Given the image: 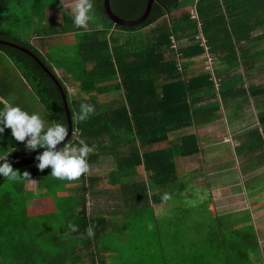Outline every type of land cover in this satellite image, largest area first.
I'll use <instances>...</instances> for the list:
<instances>
[{
  "label": "trees",
  "instance_id": "trees-1",
  "mask_svg": "<svg viewBox=\"0 0 264 264\" xmlns=\"http://www.w3.org/2000/svg\"><path fill=\"white\" fill-rule=\"evenodd\" d=\"M10 2L0 0V40L30 50L57 77L66 94L73 123V135L67 142L79 144L83 140L93 147L97 153L88 154V163L101 153H111L115 157L117 172L112 175L110 184L121 188L124 179L133 178L142 164L146 172H153V178L158 182L170 179L171 175L166 170L170 165L169 170L172 169L173 174L170 163L173 156L167 148L149 151L146 148L165 142L168 133L190 126L203 112L194 109L201 97L194 99L192 95L214 87L210 75L203 70L186 75L190 61L203 53L194 39L197 21L191 17L189 10L182 11L178 16L171 15L169 19L166 15L193 4L211 53L228 67L237 66L239 60L245 63L241 44L250 41L251 34L258 27L264 29V0H155L146 20L134 27L115 26L104 11L103 0H92V18L83 27L73 23V13L68 9L50 11L53 31L39 16L47 9L32 0L31 8L40 18L37 22L40 30H35L38 31L37 38L81 33L69 70V75L79 86L77 96L72 98L54 68L34 46L32 39L35 33L32 37V33L29 37L25 35L27 38L17 34L15 23L9 20ZM146 3L147 0H110V8L120 18L132 20L144 12ZM56 11H60L61 15H55ZM86 26L89 28L86 29ZM128 33L136 35L127 36ZM183 38L187 40V45L176 47L175 41ZM0 52L15 64L32 86L51 122H60L67 127L61 93L44 70L16 48L0 45ZM113 91H121L125 101L123 105L112 110L97 105L86 120L78 119L80 104H87L85 96L88 98L94 93L101 97ZM178 143V156L198 153L195 136H183ZM14 149L9 156L18 152H33L26 148V144ZM35 157L19 156L9 163L14 170L30 168V177L36 179L38 188L33 198L50 199L54 209L52 213L38 214L31 205L26 206L29 195L20 202L18 196L13 195L14 189L0 198V264H117L121 255L136 254L132 236L121 234L114 238L128 247H112L116 244L114 240L107 244L111 229L120 225L91 211L88 196L98 178L90 170L79 177V185L67 196L58 197L60 189L50 182L55 177L52 179L49 176L47 167L43 169L44 173L40 172ZM6 180L0 177V183ZM22 182L27 180L18 181L19 184ZM143 186L135 182L126 186L129 190L125 194L128 196L122 200L126 217L139 219L154 215V208ZM69 224L75 225L76 230L72 231ZM89 228L93 230L91 236L86 231ZM237 233L235 238L229 239L233 238L237 246L257 245L256 237L249 231ZM202 242L205 247L213 248L229 244L228 240H219L215 235L204 237ZM168 245L176 244L162 242L159 257L154 254L147 256L157 257L161 262L164 260L163 264H187L191 253L181 256L180 250H176L172 252V257H168ZM199 256L201 263L203 258L201 254ZM160 261L159 264H162ZM133 264L143 263L137 260Z\"/></svg>",
  "mask_w": 264,
  "mask_h": 264
},
{
  "label": "crops",
  "instance_id": "crops-1",
  "mask_svg": "<svg viewBox=\"0 0 264 264\" xmlns=\"http://www.w3.org/2000/svg\"><path fill=\"white\" fill-rule=\"evenodd\" d=\"M60 1V10L68 9L73 13L75 0L71 3L68 0ZM193 6L192 4L169 13L166 18L169 19L171 15L178 16L185 10L190 11ZM50 13L48 10L45 11L50 25H53L50 21ZM88 28L86 26V29ZM37 34H34L36 36L32 42L35 44V41L39 40L37 45L43 52H46L45 47L58 44L59 40L71 44L72 50L68 53L72 56L62 60L58 67L60 71L55 73L62 79L69 95L75 98L79 86L69 75V70L72 68L71 61L75 58L73 52L76 53L75 49L79 44L78 38L81 33L40 35V38H37ZM262 37H264V29L258 27L251 34V40L241 44L245 63L239 60L237 66L228 67L215 56L216 79L215 83L212 81L213 89L192 95L194 99L201 97L194 109L203 112L199 113L190 126L168 133L165 142L146 148L148 151L167 148L173 156L170 160L173 174L172 169L169 170L170 165L166 170L171 175L170 179L158 182L153 178V172H146L142 164L136 169L133 178H125L124 181L121 179L124 184L121 188L110 184L112 175L117 172L115 157L111 153H101L89 162V170L98 178L97 184L90 189L88 196L91 211L100 213L106 218L116 214L124 218L126 211L122 200L128 196L125 192L129 190L126 186L132 182L140 183L145 185L144 190L146 189L147 198L154 208L156 217L163 218L167 213L174 214L173 210L181 205L179 202L187 200L189 205L198 207L205 216L206 221L204 219L203 225L206 230L205 238L215 235L219 240H228V245L215 248L204 246L203 249L196 250L192 247L189 253L193 257L196 255V264H264V38ZM186 45L185 38L175 41L176 47ZM5 63L8 64L7 70L1 68ZM202 70L204 71L200 55L190 61L186 75L198 74ZM85 99L87 104L93 105L94 108L98 105L107 110L118 108L125 102L121 91H113L101 97L92 93L88 98L85 96ZM3 101L18 104L27 111L34 107L36 102L39 103L32 86L15 64L0 52V107H3ZM39 109L38 112L51 122L41 106ZM188 135L196 137L198 153L187 157L178 156V141ZM4 143L7 144L4 150H7L9 147L16 148L26 144V141H16L11 136L10 129L6 128L0 135V144ZM92 152L97 153L94 149ZM153 165L156 166V163L154 162ZM47 171L50 174V167H47ZM33 181L36 182V179ZM79 183V178L71 181L59 179V185L62 186L58 188L60 191L57 192V196H67ZM165 193L170 197L167 200L162 199ZM141 199L143 203L144 198ZM180 214L183 213L179 212L178 215ZM191 229L192 227L189 229L190 237ZM242 230L253 234L257 245L237 246L232 239ZM231 237L233 238L229 240ZM199 254L203 258L201 263Z\"/></svg>",
  "mask_w": 264,
  "mask_h": 264
},
{
  "label": "rangeland",
  "instance_id": "rangeland-1",
  "mask_svg": "<svg viewBox=\"0 0 264 264\" xmlns=\"http://www.w3.org/2000/svg\"><path fill=\"white\" fill-rule=\"evenodd\" d=\"M31 1L32 0H11L10 2L9 20H11L12 24L15 23L17 34H19L23 38L29 37V33H32L30 35L32 37L33 33H38V31L35 32V30H40V27L37 25L39 24L37 22L40 18L38 17L36 10L34 8H31ZM36 1H38V6L44 8V10L47 9L48 11L59 10L61 7L60 0ZM68 2L71 3L72 0H68ZM55 15H59V12L56 11ZM39 16L42 17V21L44 23L47 22L45 24L49 25L51 30L54 28L53 25H50V22L48 23V17L46 14H42ZM40 33L44 34L43 31H40ZM131 35L135 36L136 34L128 33L127 36ZM35 42L36 43L34 44V46L42 53L44 59L57 72L60 71L58 69L59 63L62 60H67L68 58H70V56H72L70 53H68L69 50H72L71 44L63 43L61 40L57 41L58 44L51 45L49 48L48 46L45 47L44 50L46 52H43L41 49H39L37 45L38 41ZM73 54L75 55L74 52ZM7 66L8 64L5 63V65L1 68L3 70H7ZM8 71H10L9 68ZM40 106L41 105L36 102L34 104V107H31L29 111L38 112ZM6 145V143L2 144L0 146V150H4ZM25 171L30 173V168L27 167L20 169L19 174H22ZM42 172L44 173L43 170ZM30 179L33 181L32 177H30ZM32 181H27L26 183L22 182V184H19L18 181L6 180L5 182L0 183V198L6 193H9L10 189H14L15 192L13 193V195L18 196V200L20 202L24 201V196H26L27 198V194L29 195V197L26 199V206H28V204L31 205L33 208H35L38 214L44 215L52 213L51 211L54 209V207L50 199H39L36 197L33 198V193H37L38 188L36 186V182ZM52 185H54V187L58 186V188L62 186L59 185V179L57 178H54V182L52 183ZM179 203L181 205H179L177 209L173 210L174 214L167 213L163 218H158L155 215H152L139 219H132L130 216H125L124 219L121 218L122 216H120V214L109 215L110 217H107V219H115V222L119 223L118 225L120 226H114L116 229H111L112 232H110L111 235L107 241V244L109 245L112 240H114L116 244L112 247H128L127 245H122L121 243H119V241L117 242V240L114 239L117 237V235L124 234V236H132L134 238L133 243L137 248L136 254L121 255V258L119 257V262L117 264H133L137 260H140L143 264H159L160 259L158 261L157 257H148L147 255L154 254L159 257V255L162 253L160 246L162 242H174L176 244L175 246L168 245L169 248L166 252L168 257H172V252L174 253V251L176 250H180L179 253L181 256H183L188 254L192 250V247L196 250L203 249L204 244L202 242V239L204 238V236H206V230H204L203 228L205 219L204 214L202 213V211L198 210V207L194 208L195 206L193 207L192 205H189L187 200L180 201ZM120 209H122V207H120ZM197 210L198 212H196ZM179 212L185 213L186 216L182 214L178 215ZM190 227H192L191 237L189 236ZM195 258L196 255L193 257V255L191 254L187 261V264H196L197 260ZM163 262L164 260H162V262L160 261V263L162 264Z\"/></svg>",
  "mask_w": 264,
  "mask_h": 264
},
{
  "label": "clouds",
  "instance_id": "clouds-1",
  "mask_svg": "<svg viewBox=\"0 0 264 264\" xmlns=\"http://www.w3.org/2000/svg\"><path fill=\"white\" fill-rule=\"evenodd\" d=\"M92 6V0H75L72 11L73 23L76 26L83 27L90 21ZM94 110L91 104H80L78 119L86 120ZM6 128L10 129L11 136L16 141H26V148L29 151L43 149L35 157L38 161L36 167L40 170L50 167L52 177L71 181L89 171L87 157L93 151V147L83 140L79 141V144L66 142L69 130L63 123L49 122L39 112H30L18 104L3 101V107H0V135ZM61 142L64 143L61 145ZM57 145L61 146L58 148ZM12 151L15 149L11 147L0 150V177L9 181H32L29 172L19 174V170H14L12 164L8 162L7 157ZM169 198L168 193L162 197L164 200ZM68 227L72 231L76 230L75 225L69 224ZM86 231L89 236L93 235L91 228Z\"/></svg>",
  "mask_w": 264,
  "mask_h": 264
},
{
  "label": "water",
  "instance_id": "water-1",
  "mask_svg": "<svg viewBox=\"0 0 264 264\" xmlns=\"http://www.w3.org/2000/svg\"><path fill=\"white\" fill-rule=\"evenodd\" d=\"M155 2V0H147L146 3V7L144 12L137 18L132 19V20H127V19H122L119 16H117L116 14H114L110 8V0H103V7H104V11L107 14V16L111 19V21L114 23V25H120V26H124V27H134L137 25L142 24L146 18L148 17L151 7L153 5V3ZM0 45H6L9 47H13L16 48L24 53H26L28 56H30L43 70L44 72L52 79V81L55 83V85L58 87L60 93H61V97H62V101H63V105H64V109H65V114H66V118H67V128L69 130V136L66 138V140L68 141L70 139V137L73 135V123H72V118H71V113L67 104V99H66V94L64 93V90L60 84V82L58 81L57 77L48 69V67L46 65H44L41 60L30 50L19 46L17 44L11 43V42H7L4 40H0ZM66 141V142H67ZM64 142H61V145ZM61 145H57V147L59 148ZM40 152L42 151H33V152H18L15 153L11 156H9L7 158L8 162L16 157L19 156H37Z\"/></svg>",
  "mask_w": 264,
  "mask_h": 264
},
{
  "label": "built area",
  "instance_id": "built-area-1",
  "mask_svg": "<svg viewBox=\"0 0 264 264\" xmlns=\"http://www.w3.org/2000/svg\"><path fill=\"white\" fill-rule=\"evenodd\" d=\"M191 17L197 21V33L195 35V41L199 43V45L203 49V53L201 54V59L203 63V69L210 75L211 81L215 83V55L211 53L210 48L207 44L206 38L201 30V24L197 18V13L195 11V7L193 6L190 10Z\"/></svg>",
  "mask_w": 264,
  "mask_h": 264
}]
</instances>
